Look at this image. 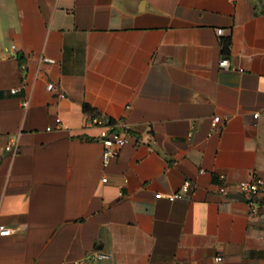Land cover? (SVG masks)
Wrapping results in <instances>:
<instances>
[{
    "label": "crops",
    "instance_id": "1",
    "mask_svg": "<svg viewBox=\"0 0 264 264\" xmlns=\"http://www.w3.org/2000/svg\"><path fill=\"white\" fill-rule=\"evenodd\" d=\"M257 177L264 0H0V264H264Z\"/></svg>",
    "mask_w": 264,
    "mask_h": 264
},
{
    "label": "built area",
    "instance_id": "2",
    "mask_svg": "<svg viewBox=\"0 0 264 264\" xmlns=\"http://www.w3.org/2000/svg\"><path fill=\"white\" fill-rule=\"evenodd\" d=\"M46 61L55 63V60L47 58ZM230 60L228 58H223L220 62L221 67H229ZM49 90H54L56 88L54 83L48 84ZM20 90V88H12V93H17ZM63 96V95H62ZM29 105L28 100H25L23 102V106L27 107ZM58 126L60 123H62L61 118H57ZM221 121L220 116H216L213 119V128H216L218 124ZM91 122L101 126L103 128V131L100 135L101 142L103 144V153H102V162L105 167H107L112 160L119 157L121 150L124 146L129 144L133 138V135L127 130V125L125 122L121 121H113L110 120L104 116L97 115L96 117H93L91 119ZM52 126H48L47 130H52ZM138 143L141 142V140L137 141ZM153 143V142H152ZM8 150H13L12 146H8ZM17 152V149L14 150ZM221 178L224 180L225 175L222 174ZM104 182H107L108 178L103 177L102 179ZM190 183H185L181 191L173 194L170 196V200H179L183 199L185 194L189 191ZM264 187V179L257 177L253 179L252 181H244L238 184L237 189L238 192L245 197L249 199V202L253 204L254 199L261 193ZM229 188L227 186H223L221 188V192L225 195L229 193ZM254 207V205H253ZM253 211H256L255 208H253ZM11 234V230L7 228L6 226L0 224V236H7ZM110 256L106 253L99 252L97 253L96 258L98 260H104L109 258ZM218 260H221V258H217ZM79 264H87L86 262H80Z\"/></svg>",
    "mask_w": 264,
    "mask_h": 264
},
{
    "label": "trees",
    "instance_id": "3",
    "mask_svg": "<svg viewBox=\"0 0 264 264\" xmlns=\"http://www.w3.org/2000/svg\"><path fill=\"white\" fill-rule=\"evenodd\" d=\"M232 40L231 38H222L221 39V45L223 47V52L228 54L230 52V46H231ZM84 110L85 111H93L95 112V110H93L90 105L88 104H84ZM98 115V113H94L93 117H96Z\"/></svg>",
    "mask_w": 264,
    "mask_h": 264
}]
</instances>
